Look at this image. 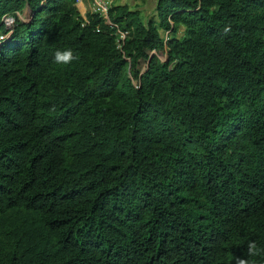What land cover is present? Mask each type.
<instances>
[{"label":"trees","instance_id":"obj_1","mask_svg":"<svg viewBox=\"0 0 264 264\" xmlns=\"http://www.w3.org/2000/svg\"><path fill=\"white\" fill-rule=\"evenodd\" d=\"M76 5L0 0V264H234L247 241L264 248V0H159L145 21L111 7L121 49ZM69 48L78 59L54 63Z\"/></svg>","mask_w":264,"mask_h":264},{"label":"rangeland","instance_id":"obj_2","mask_svg":"<svg viewBox=\"0 0 264 264\" xmlns=\"http://www.w3.org/2000/svg\"><path fill=\"white\" fill-rule=\"evenodd\" d=\"M159 0H116V3L112 6H125L127 7L129 10L131 11H139L140 12V16L143 19V21H145L147 18H155L154 16H156V5L157 2ZM84 2L90 7L91 10V6L92 4L90 3V1L88 0H84L83 2H78L76 5V8L78 10V12L80 13V15L82 17L85 16V10H84ZM16 17H18L19 19H26L27 15H26V11H24L22 14L20 13H15ZM14 18L11 14L5 15L2 17V23L7 26L9 24H11L12 21H14ZM157 19V18H156ZM162 37L163 38H167V34L166 33H162ZM160 60L163 61L164 57L163 56H159ZM145 68V63H140L139 66H137V69L140 71H143V69ZM130 71V66L128 65L127 67V73H129Z\"/></svg>","mask_w":264,"mask_h":264},{"label":"clouds","instance_id":"obj_3","mask_svg":"<svg viewBox=\"0 0 264 264\" xmlns=\"http://www.w3.org/2000/svg\"><path fill=\"white\" fill-rule=\"evenodd\" d=\"M228 31L229 28L225 27L224 32ZM76 59L78 57L73 54L70 48L56 50L53 56L54 63L57 65H70ZM261 256H264V248H261L255 240H249L246 244L245 254L242 257H233V260L234 264H254L255 258Z\"/></svg>","mask_w":264,"mask_h":264},{"label":"built area","instance_id":"obj_4","mask_svg":"<svg viewBox=\"0 0 264 264\" xmlns=\"http://www.w3.org/2000/svg\"><path fill=\"white\" fill-rule=\"evenodd\" d=\"M84 0H77L78 2H83ZM92 4L91 11L94 13H99L100 16H102L105 19V22L112 26L108 17V12L111 9V7L116 3V0H88ZM116 43L118 49L122 48V45L124 44V40L128 36V32L120 31L116 26Z\"/></svg>","mask_w":264,"mask_h":264},{"label":"crops","instance_id":"obj_5","mask_svg":"<svg viewBox=\"0 0 264 264\" xmlns=\"http://www.w3.org/2000/svg\"><path fill=\"white\" fill-rule=\"evenodd\" d=\"M82 5H84V10H85V12H86L87 4L84 3V4H82Z\"/></svg>","mask_w":264,"mask_h":264}]
</instances>
